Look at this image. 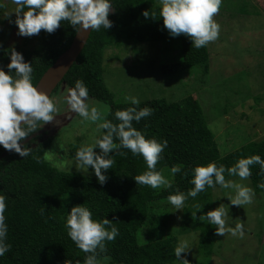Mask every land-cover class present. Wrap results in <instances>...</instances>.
I'll list each match as a JSON object with an SVG mask.
<instances>
[{"label": "trees", "instance_id": "16d2710c", "mask_svg": "<svg viewBox=\"0 0 264 264\" xmlns=\"http://www.w3.org/2000/svg\"><path fill=\"white\" fill-rule=\"evenodd\" d=\"M111 3L113 9L108 15L112 22L111 28L90 32L76 61L58 86L64 84L71 88L77 79L82 80L88 89L89 99L107 106L108 110L103 116L113 123L118 122L114 116L116 110L150 107L152 114L142 118L139 123L133 121V127L142 131L146 138L167 141V147L161 154L166 165L162 166L160 172L175 188L172 194L177 190L186 194L193 187L189 182L192 168L186 167L190 162L187 153L194 149L201 129L208 122L201 105L191 94L176 100L165 96L141 100L139 105L121 101L105 84L103 56L110 46L120 49L125 46L126 50H132L142 43L163 46L173 44L176 46L173 52L180 59L160 68L166 76L181 71L191 72L195 68L207 71L209 47L194 48L190 39L183 34L171 37L159 18L157 0H111ZM257 5L263 7L264 0H254V4L248 0H223L219 14H228L231 18L257 16L260 13ZM11 6L15 9L12 0H0V24L4 25L7 21L8 28L16 27L12 23L15 16L4 13ZM145 11L149 15L147 18L143 15ZM3 14L5 16L1 18ZM75 32L67 21H62L53 33L41 30L38 35H34V46H27V42L20 46L0 44V68L8 71L7 53L10 47H14L22 54L24 61L31 64L32 83L35 86L57 56L68 48ZM262 71L264 73V68ZM55 95L57 97V93ZM49 131L42 126L24 139L23 143L32 149L28 157L22 158L0 147V195L7 197L4 213L8 226L6 242L11 245L10 250L0 257V264H83L87 254L67 236L64 226L67 212L72 206L80 204L89 208L94 220L106 218L119 230V235L113 241L105 242L106 250L98 252L97 260L102 261L98 264H173L176 261L173 252L178 245V238L175 233L177 230L170 228L169 223L174 211L181 213L179 228L182 233L199 232L197 249L203 257L198 261L189 259L187 264H209L217 235L215 226L201 221L199 216L214 208L211 195L214 187L206 186L196 198L188 197L181 211L175 210L167 201L169 194L165 195L169 188L161 186L152 189L147 185L136 184L133 178L140 174V164L146 163L142 156H133L123 148L118 152L126 155L110 153L115 163L105 173L107 180L101 185L91 168L86 175L60 170L47 160V152L52 150L54 141L62 139L60 135H53L54 132ZM81 145L80 140L68 142V158L75 160V152ZM94 151L99 153L100 150L97 148ZM252 155L264 158V137L240 144L213 159H209L204 151L201 159H198V165L204 160V165L215 162L217 166L224 165L227 169L238 159ZM183 162L186 163L182 165ZM174 165L180 166L181 172L173 176L170 169ZM250 170L252 175L247 178L249 185L255 196L262 195L264 188L258 185L264 184V173L260 172L259 165L251 166ZM224 175L226 180L236 178L229 176L227 171ZM223 190L226 193V189ZM197 205H202L198 212ZM195 212L196 216L192 215Z\"/></svg>", "mask_w": 264, "mask_h": 264}, {"label": "clouds", "instance_id": "9594fccd", "mask_svg": "<svg viewBox=\"0 0 264 264\" xmlns=\"http://www.w3.org/2000/svg\"><path fill=\"white\" fill-rule=\"evenodd\" d=\"M12 3L15 5L12 11L15 13V19L12 23L15 24L17 34L20 36L38 35L41 30L51 34L61 26L62 21H67L77 33L81 30L98 31L101 28L107 30L112 26L108 19L113 9L111 0H12ZM222 3L223 0H157L159 18L162 19L163 27L168 34L171 37L181 34L187 36L191 46L197 49L218 39L220 25L214 16L219 12ZM143 15L149 17L147 11L143 12ZM7 55L8 71L0 68V147L24 158L28 157L32 150L23 143L24 139L45 123L53 121L54 113L58 109L48 94L38 91L37 86L33 85L32 66L24 61L22 54L14 47H10ZM126 99L130 100L132 105L140 104L135 97ZM65 102L71 113L78 114L84 121L96 124L98 133L94 143L82 144L76 150L75 163L78 168L85 172L91 168L97 182L103 185L107 180L105 173L115 163L112 154L123 148L129 150L133 156H142L147 165L146 171L133 178L136 184L147 185L152 189L172 186L170 180L156 169V164L167 147V141H158L154 137L146 138L142 131L133 127V121L139 123L142 118L152 114L150 107L116 110L114 116L118 122L113 123L104 118L98 107L89 104L88 89L79 79L75 81L74 87L68 89ZM105 109L108 110L107 106ZM97 148L100 150L99 153L94 151ZM118 154L126 155L124 152ZM253 165H259L260 172L264 173V158L260 155L242 157L227 169L224 165L217 166L215 162L196 165L192 168V177L189 181L193 187L186 194L179 190L174 194L170 193L167 201L175 210L181 211L188 197L196 198L206 186L213 188L219 185L234 193L232 196H225L231 205L251 204L255 196L254 190L247 185L226 180L224 173L227 171L229 176H238L240 180H245L252 175L250 168ZM179 172L181 167L178 165L170 169L173 176ZM258 186L264 188V184ZM6 199L5 195H0V257L11 248L6 242L8 235L4 215ZM201 208L202 205H197L196 212ZM196 212L192 215L196 216ZM228 217L229 206L220 203L214 209L201 214L199 219L207 221L210 226H215L216 235L223 237L228 233L234 237H242L244 224L236 223L233 226L227 222ZM64 226L67 236L87 254L83 264H98V252L106 250L105 242L113 241L119 235L118 228L110 220L106 218L102 221L94 220L92 212L82 204L70 208ZM189 248L187 241H181L173 252L176 260L187 264L181 253Z\"/></svg>", "mask_w": 264, "mask_h": 264}, {"label": "rangeland", "instance_id": "374dc122", "mask_svg": "<svg viewBox=\"0 0 264 264\" xmlns=\"http://www.w3.org/2000/svg\"><path fill=\"white\" fill-rule=\"evenodd\" d=\"M248 2L254 4V0ZM257 10L260 11L257 16L231 18L228 14L219 12L218 16H214L220 25V33L216 41L208 44L210 60L209 68L205 72L202 68H195L191 72L181 71L164 76L160 68L180 59L173 52L176 49L173 44L163 46L158 43H142L136 49L126 50L123 42L124 49L108 47L105 50L104 80L117 99L129 102L127 97H135L141 101L165 96L176 100L191 94L201 105L208 122L201 129L194 149L187 153L190 161L186 165L187 169L199 164L198 159H201L204 151L209 159H213L240 144L258 141L264 137V6L257 5ZM12 11L14 7L11 6L4 13L15 16ZM4 16L5 14L1 18ZM34 37L36 36L18 35L17 28H8L7 21L4 25L0 24L2 45L20 46L27 42L30 47L36 43ZM68 89L69 87L61 84L52 93L54 95H51L58 109L54 118L59 119L47 122L43 127L45 130L50 129L51 133L54 132L53 135H60L62 139L54 141L55 145L46 156L60 170L88 175L89 170L85 172L77 167L74 159L68 158V142L80 140L82 144L94 143L98 136L96 124L71 113L65 102ZM89 104L98 107L105 114L106 109L101 103L89 99ZM191 158H194L193 161ZM162 159L156 164L158 171L166 165ZM142 164L140 174L147 170V165ZM202 164L204 165V160L200 163ZM235 177L230 180L250 187L248 179L240 180L238 176ZM174 189L171 186L165 195L172 193ZM223 191L220 186L212 189L213 207L220 203L227 204L231 212L227 222L233 226L243 223L244 235H217L209 264H264V193L254 196L251 204L234 206L225 197L234 195L232 190L226 189V193ZM180 214L172 212L169 226L177 230L175 233L178 244L187 241L190 246L186 252L181 253V257L188 261H198L203 257L197 249L199 232L182 233L179 228L181 219H177L181 217ZM173 264L182 262L176 260Z\"/></svg>", "mask_w": 264, "mask_h": 264}, {"label": "water", "instance_id": "95a60500", "mask_svg": "<svg viewBox=\"0 0 264 264\" xmlns=\"http://www.w3.org/2000/svg\"><path fill=\"white\" fill-rule=\"evenodd\" d=\"M90 32L91 30H81L80 33L75 32L68 48L57 56L52 65L45 70L37 81L35 86H37L38 91H44L45 94H48L49 97H51L55 88L62 81L72 64L76 61V58L84 47ZM54 119L53 122L59 118L56 117Z\"/></svg>", "mask_w": 264, "mask_h": 264}]
</instances>
